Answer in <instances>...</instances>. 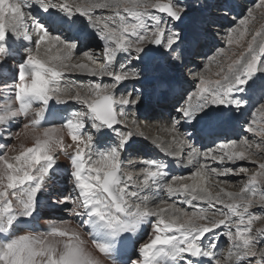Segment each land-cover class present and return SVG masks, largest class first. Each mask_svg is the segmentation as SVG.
I'll return each mask as SVG.
<instances>
[{"label":"snow or ice","instance_id":"6c2138e0","mask_svg":"<svg viewBox=\"0 0 264 264\" xmlns=\"http://www.w3.org/2000/svg\"><path fill=\"white\" fill-rule=\"evenodd\" d=\"M256 7L264 9V0ZM97 9L111 14L97 15ZM37 11L59 13L68 25L86 20L88 35L102 47L74 56L87 35L65 36L41 21ZM192 11L190 0H0V86L9 95L0 106V140L19 142L18 148L0 144L9 148L0 154V264H264V230L253 227L264 220V123L257 126L256 120L264 115V25L226 64L217 63L224 48L208 57L217 63L216 79L189 70L194 90L174 107L167 124L158 125L171 140L167 146L157 142V147L177 163L192 166L189 176L170 175L169 165L157 159L141 160L145 167L133 171L137 161L124 158L133 138L144 134L135 119V131L128 127L126 109L138 107L142 98L134 93L117 96L123 82L138 80L155 60L184 66L189 48L211 38V26L227 19L201 15L186 36L178 29ZM250 17L252 8L228 28V45H240L249 34ZM21 48L25 54L10 68L9 59L19 56ZM119 54H126L127 62L116 68ZM97 58L103 61L98 68L83 62ZM72 72L111 82L79 84L77 89H86L82 94L62 84L65 73ZM70 101L81 108H52L53 102L67 106ZM238 122L260 142L213 135ZM14 125L21 127L14 131ZM205 137L214 146L204 145ZM60 154L69 160L70 191L52 203L64 206L75 219L49 220L47 230L38 231L33 221L40 197L57 178ZM239 161L257 165V171L239 192L226 191L222 185L229 181L219 178L248 174L243 166H226ZM211 181H216L215 194ZM151 189L166 198L154 206L147 196L132 203L141 191ZM175 196H183L192 211L177 206ZM254 206L260 211H252ZM145 225L151 230L139 243L133 236ZM225 238L226 251H218Z\"/></svg>","mask_w":264,"mask_h":264},{"label":"rangeland","instance_id":"374dc122","mask_svg":"<svg viewBox=\"0 0 264 264\" xmlns=\"http://www.w3.org/2000/svg\"><path fill=\"white\" fill-rule=\"evenodd\" d=\"M161 2H166V0H161ZM190 2H191V5L194 11L190 12L189 15L185 17L184 21L180 24V27L178 29V30H182L186 36L191 34L193 30L194 22L201 15L203 16L211 15L212 17H225L226 16L227 19H222L220 20L219 23L211 26V31H212L211 38L201 41L199 45L194 44L189 48V50L185 54V59L183 61L184 66L174 68L170 65H165L163 61H159V60L152 61L151 64L144 70L143 75L138 80L136 81L130 80V81L123 82V86L120 87L119 91H117L116 93L117 96L121 95L122 93L123 94L134 93V97L135 95H139L142 98V102L139 104L138 107H129L126 109V111L128 112L127 121L128 119H131V121L133 119H135V121H138L136 122V125H140L139 127L140 130L143 132L144 136H147V137L150 135V133H152V130L148 129L150 124H152L151 119L158 118L159 119L158 121L161 122L160 119L164 114L161 115L159 113V116L157 115H158V112L164 113V110H166L167 112L166 114H168V117L170 115L169 112L175 113L174 107L179 106L180 104H183L184 100L187 98V94L194 90L195 85L193 81V76L189 75V70H191L192 72L203 71L206 78L216 79L217 77L214 75V73L218 70L217 63L226 64L229 58H235L232 55L233 52L238 54L240 51H242L243 48L246 47V42L248 39H250L251 33L261 28L262 25H264V9H260L256 7L258 0H190ZM69 3L79 4L82 2L80 0H77L75 2L70 1ZM249 8L253 9V17H254V18L253 17L249 18V23L247 25L249 29V34L245 36L244 40L240 42V45H237V44L228 45L227 44L228 28L234 27L235 24L238 23L239 18H242L244 15H247V10ZM56 14H59V13H56ZM96 14L97 15H110L111 11L107 9L105 10L97 9ZM38 15H41V14L38 13ZM86 23H87L86 20L85 21L81 20L78 23V25L82 26L83 28H86L85 27ZM47 24L49 25V22H47ZM54 26L58 28L60 27V23H56ZM63 28L64 30H67L65 29V27ZM64 35L66 36V34ZM76 36L77 35H75L74 37ZM90 38H91L90 42L92 43H90L87 46V48H93L95 50L97 47H102V42L99 41L94 35H92V37ZM87 48H81V51L74 53V56H79V54L81 55V52L83 50H87ZM220 48H224L225 54L217 57V63H211L208 60V57L216 55L217 49H220ZM125 56L126 54H122V55L119 54L118 63L115 64L116 68H119V65L121 63L127 62L125 59ZM100 60L98 62H93V64L95 65V68H98L100 66V63L103 62V61L101 62ZM180 63L181 62H177V64H180ZM206 63L209 65L207 69L204 68V65ZM90 78L94 79L95 77L92 76ZM100 79H102L104 83L111 82L110 78L108 77H103ZM100 79H95L92 82H95ZM77 83L88 84L84 80H80V81L75 80V82L71 81V79H69V75L67 76L65 75L63 82H62L63 86L65 87L72 86L74 90L77 89L76 88ZM77 90H80V89H77ZM157 105H163L164 108L162 107V109H160L157 107ZM62 106L66 107L67 111L81 108L80 104L72 102V101H70L67 106L65 105H62ZM150 107L151 109H149ZM255 107L258 108L259 104H257ZM157 109H158V112H157ZM142 111L147 112V114L140 118L137 116L138 115L137 113H141ZM249 115L250 114L248 110L246 109V115L244 118L248 119ZM256 120H257V126H259L261 123H264V115L258 114L256 117ZM149 122L151 123L149 124ZM163 125H165V123ZM237 125H238V128H237L236 134L234 136H228V138L226 139H239L241 136H246L249 140L260 142V139H261L260 137H257L254 134L244 133L240 122H238ZM118 127H122V126H118ZM128 127L131 128L133 131H135V127L132 125L131 122L128 123ZM160 134L163 136L164 132L160 131ZM215 134H217V131L215 132ZM166 137L168 136L166 135ZM220 138L222 139L223 137L220 136ZM145 141H146V137L142 138L139 136H135L133 138V142L130 148L124 154V158L126 161L129 159L137 161V163L130 170L138 171L139 169L143 168V166H139L140 164H142V163H139L140 159L147 160L150 158V155L152 153H155V152L158 153L159 151H162L161 147H157V145H152V142H149V140L146 142ZM216 142L219 143L220 141L217 140ZM207 144L205 145L209 147L214 146L212 141ZM163 146H167V144L165 145V142H164ZM146 154L148 156H145ZM163 155H164V152H163ZM158 158L159 159L157 160L164 161V157L161 156V154L158 156ZM226 166H231V167L243 166L248 169V174L241 173L239 175H230L228 177L219 178L222 180L229 181V183H225L226 184L225 189L226 191H230L234 193L240 191L241 187H243V182L247 180L248 175H251L252 173L257 171V165L252 164L249 161H239L237 162L236 165H231L229 163ZM189 175L190 173L186 172L183 176H189ZM184 182L187 183L186 181ZM209 187H211L210 190L213 192V194H215V192L218 190V188L216 187V184L214 183L213 184L211 183ZM149 194L150 193H148L147 196ZM145 196H146V192L141 191L140 197L135 198L132 201V203L133 204L142 203V198ZM199 205L201 207H206V204H203L202 202H199ZM180 207L185 208L184 206H181V205ZM185 210L192 211V208L188 207V208H185ZM252 211L254 212L260 211L259 206H254ZM253 227L254 229L264 230V220L257 221ZM221 247H225V250L223 251H226L228 247V242L226 238L221 244Z\"/></svg>","mask_w":264,"mask_h":264},{"label":"bare ground","instance_id":"6f19581e","mask_svg":"<svg viewBox=\"0 0 264 264\" xmlns=\"http://www.w3.org/2000/svg\"><path fill=\"white\" fill-rule=\"evenodd\" d=\"M70 1L75 2L77 0H69V2ZM80 1L81 2H86V0H80ZM38 13H40L42 15H38ZM36 14H37V16L39 17V19L41 21L45 22L46 24H47V22H49V26L53 30L63 31V33L66 34V36H68V37L77 38V37H81L82 34L83 35H87V39H80V41H79V43L81 45V48H85V46H88L90 43H92V42H90L91 41L90 37H92V35H88V33L91 32V29L83 28L82 26H80L78 24H76V25H68V24L62 23L60 14H56L55 12H53L51 15H49L47 13H42V12L37 11ZM50 20H52L51 23H50ZM56 23H60V27L57 28L56 26H54ZM63 27H65V29H67L68 31L64 30ZM75 35H77V36L74 37ZM87 49H91V50L94 51L93 48H87ZM41 51H42V54H43V50H41ZM24 54H25L24 49L21 48L19 56L14 57L12 59H9V67L11 68L15 64V60L19 59ZM52 55H55V51H53ZM99 60L100 59L97 58V60L95 62H98ZM100 61L102 62V60H100ZM72 62H81V61H77V60L74 59ZM83 62L84 63H89L90 67L95 68V65L93 64V62H89V61H83ZM96 67H97V65H96ZM65 75L66 76L69 75V79H71V81H74V82H75V80H79V81L80 80H84V81H86V83H90V82H92L95 79H100L98 77H95L94 79H92V78H90L92 76L87 75V74H83V73H78V72L65 73ZM64 84H65V82H64ZM79 84L80 83H77V85H79ZM75 90H77V89H75ZM80 91H81L82 94H84L86 89H80ZM8 99H9L8 93H6L3 90V87L0 86V106L4 105L8 101ZM157 107L160 108V109H162V107L164 108L163 105H157ZM52 108L54 110H56V111H59V112H63L65 110V107H63L62 105H55L54 102L52 104ZM149 109H151V107ZM157 112H158V109H157ZM159 113L161 115L164 114L161 117V119H160L161 122L158 121L159 120L158 118L157 119H151L152 124H150L151 122H149L150 126L148 127V129L152 130V133H150V135L148 137L147 136H144V137H146V141L149 140V142H152V145H157V142H159L163 146L164 142H165V145L168 144L170 142L171 138L165 132H164V135H163L164 137H163L160 134V131H162V130H161L160 127H158V125H163L164 123L167 124V122H169V117H168V114H166L167 113L166 110H164V113L158 112L157 116H159ZM169 113L173 114V115L175 114V113H172V112H169ZM137 114H138L137 116L141 118L144 115H146L147 112L142 111L141 113H137ZM154 117H155V115H154ZM132 118H133V116H132ZM21 120H23V118H21ZM51 122L60 123V121H50V123ZM128 122H131V119H128ZM136 122H138V121H136ZM45 126H48V125L45 124ZM137 126L140 127V125H137ZM20 127H21V125H14L12 130H14V131L15 130H19ZM237 128H238V125H236L235 128L219 129V130H217V134L214 133L213 135L217 136L219 138L221 136V137H223L222 139H226V138H228V136H234L236 134V132H237ZM0 131H3L2 127H0ZM166 135L168 137H166ZM211 141L213 142L212 138L205 137L203 139L202 143L205 145L207 143H210ZM4 143L8 144L9 147L16 146L18 148V146H19V142L17 140H14V139L13 140H7V139L6 140H0V144H4ZM25 143H29V141L25 140ZM207 145H209V144H207ZM173 150H176V149H173ZM4 151H9V148H0V154H2ZM9 154L13 155L14 153L10 152ZM160 154H161V156L164 157V161L163 160L162 161L169 165L168 171H169L170 175L183 176L186 172L190 173L193 170L192 166L187 165L186 163H177L175 158L168 157L165 154L163 155V151H159L158 153H156V152L152 153L150 155L149 159H159L158 156ZM183 155L186 157L187 153L185 152V153H183ZM145 156H148V155L146 154ZM166 159H167V161H166ZM141 160H144V159H140L139 161H141ZM58 165H59V168H58V171H57V178L48 185V187L45 189L43 195L40 197V201H41L40 212L37 215L36 219L33 221V226L38 231H46L47 228H48V223L47 222L49 220L59 221L61 219H75L68 212H66L64 210V206L54 205L52 203L54 200L68 195V192L70 191V184H69L68 176H67V173L70 170V165H69V160L63 154L59 155ZM139 166L145 167L144 164H140ZM186 182L190 183L191 181L186 180ZM211 183L212 184L213 183L216 184V181H213V182L211 181L210 184ZM222 186L226 187V184H223ZM144 192H146V196H147L148 193H150L147 196L148 197V203H149L150 206H154L155 204L159 203L160 199L166 198V194L165 193H163V192L157 193L156 189L144 190ZM173 199L176 201L177 206L179 204V206L181 205V206H184L185 208L190 207L184 202V197L183 196H175V197H173ZM169 202H171V201H169ZM68 207H71V204H68ZM150 230H151L150 225H145L143 230L138 235H134L133 236V239L134 240H139V243H143L144 240L147 239L146 233L148 231H150ZM84 238L88 239L87 236H85ZM138 246L139 245L137 244V247ZM130 247H131V245H130ZM223 250H225V247H221L220 246V248L218 249V251H223ZM104 264H111V262L106 260L104 262Z\"/></svg>","mask_w":264,"mask_h":264}]
</instances>
